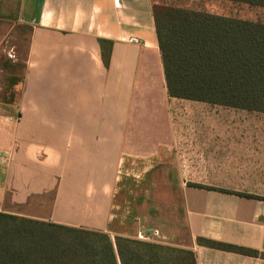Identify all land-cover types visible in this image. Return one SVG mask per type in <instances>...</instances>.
Segmentation results:
<instances>
[{
  "label": "crops",
  "instance_id": "obj_1",
  "mask_svg": "<svg viewBox=\"0 0 264 264\" xmlns=\"http://www.w3.org/2000/svg\"><path fill=\"white\" fill-rule=\"evenodd\" d=\"M153 7L0 0L31 30L16 114L0 102V213L264 264L199 243L264 255V113L171 98Z\"/></svg>",
  "mask_w": 264,
  "mask_h": 264
},
{
  "label": "trees",
  "instance_id": "obj_2",
  "mask_svg": "<svg viewBox=\"0 0 264 264\" xmlns=\"http://www.w3.org/2000/svg\"><path fill=\"white\" fill-rule=\"evenodd\" d=\"M264 8V0H221ZM168 95L248 112L264 113V24L188 8L153 7ZM102 44L110 67L111 49ZM24 81V77H23ZM250 197V196H249ZM19 224L49 228L37 249L26 243ZM17 228V229H15ZM10 229H15L13 232ZM17 235V234H16ZM220 249L255 257L257 251L200 239ZM0 264H198L187 249L101 231L42 223L0 213Z\"/></svg>",
  "mask_w": 264,
  "mask_h": 264
},
{
  "label": "rangeland",
  "instance_id": "obj_3",
  "mask_svg": "<svg viewBox=\"0 0 264 264\" xmlns=\"http://www.w3.org/2000/svg\"><path fill=\"white\" fill-rule=\"evenodd\" d=\"M156 5H185L188 8L204 10L220 16L264 24V8L251 7L247 4L231 3L221 0H152ZM30 28L0 19V102H13L5 111L16 114L21 97L23 77L30 46ZM22 230L15 237H26V243L37 249L47 238L49 228L39 225L19 224ZM17 229V228H15ZM15 229H10L13 232ZM18 236V237H17Z\"/></svg>",
  "mask_w": 264,
  "mask_h": 264
},
{
  "label": "built area",
  "instance_id": "obj_4",
  "mask_svg": "<svg viewBox=\"0 0 264 264\" xmlns=\"http://www.w3.org/2000/svg\"><path fill=\"white\" fill-rule=\"evenodd\" d=\"M132 43L138 44L139 41L137 39H132Z\"/></svg>",
  "mask_w": 264,
  "mask_h": 264
}]
</instances>
